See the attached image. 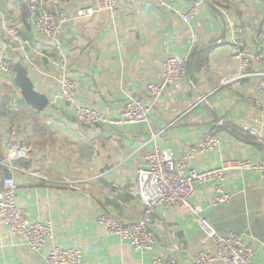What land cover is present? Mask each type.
Returning a JSON list of instances; mask_svg holds the SVG:
<instances>
[{"label": "crops", "instance_id": "crops-1", "mask_svg": "<svg viewBox=\"0 0 264 264\" xmlns=\"http://www.w3.org/2000/svg\"><path fill=\"white\" fill-rule=\"evenodd\" d=\"M25 1L0 0V41L10 46L12 62L21 58L35 89L50 102L43 110L18 105L22 92L14 79L16 71L0 72V190L2 178L13 176L18 205L31 221L51 220L54 237L33 251L0 223V264H47L53 246L81 248L84 264H151L156 256L194 264L192 255L204 247L205 238L190 213L158 209L152 215V250L107 233L98 216L108 212L124 222L141 216L137 168L154 146L172 148L179 156L215 132L220 144L213 151L198 152L191 162L198 170L231 159H264V111L255 104L261 98L258 77L221 83L239 71L228 41L236 29H242L248 52L261 47L264 0H207L190 21L182 14L192 0H120L113 11L72 19L60 43L35 31ZM42 1L56 13L73 14L96 5V0ZM9 25L18 28L21 44L7 33ZM169 56L187 57L188 77L165 88L147 122L81 125L74 117V104L62 98L61 78L69 75L77 81V103L119 119L129 96L147 94V85L162 79ZM261 71L264 64L253 61L249 72ZM145 100L151 104L149 96ZM157 131L161 132L151 139ZM20 148L27 153H18ZM218 184L232 198L212 206ZM194 201L220 233L236 232L250 241L254 264H264L261 174L228 170L223 180L196 185Z\"/></svg>", "mask_w": 264, "mask_h": 264}, {"label": "built area", "instance_id": "built-area-1", "mask_svg": "<svg viewBox=\"0 0 264 264\" xmlns=\"http://www.w3.org/2000/svg\"><path fill=\"white\" fill-rule=\"evenodd\" d=\"M119 2L120 0H96L95 6L80 8L73 14L67 11L56 13L45 7L42 0H26L25 5L27 19L35 31L50 41L60 43L64 27L72 19L89 16L97 11H113ZM205 2L207 0H192L189 9L182 14V19L190 21L196 17ZM169 10L175 9L169 7ZM6 30L13 41L22 43V37L16 26L9 25ZM228 41L232 47L233 57L239 63V71L232 77L224 78L221 83L227 84L237 79L257 76L261 98L257 99L255 104L264 111V71L249 72L253 61L264 64V41L256 52H248L240 28L234 31ZM218 42L223 41L218 40ZM9 48L10 46L0 41V72L6 75L14 73L13 62L8 53ZM187 77V57H167L162 79L158 82H150L147 85V94L129 96L122 107L119 119H110L94 107L77 103V81L69 75L61 78L62 98L74 104V117L81 125L89 126L105 122L144 123L148 120L151 106L158 101L165 88L173 83H181ZM147 96L151 99V104L146 103ZM160 132L152 134L151 139ZM253 133L256 132L253 130ZM219 144L218 135L209 132L179 156L175 155L172 148L154 146L144 154L137 168L138 194L144 206L141 216L133 221L124 222L108 212H102L98 216V222L105 227L107 233L118 235L122 241H128L137 248L152 250L156 242L152 215L162 207L177 208L193 215L204 234V247L192 255L194 264H212L218 260L227 264H254L253 244L236 232L220 233L206 215L204 207L194 201L196 185L223 180L226 171L231 169L249 170L261 174L264 178V159L258 162L250 159H231L223 161L219 167L203 171L191 165L198 152L213 151ZM18 153L25 155L27 150L20 148ZM2 182L4 188L0 190V223L6 225L12 235L23 238L33 251H40L46 242L54 237L53 222L31 221L27 210L17 203L18 183L15 178L6 176L2 178ZM231 198L232 194L226 191L222 184H218L211 205L228 203ZM210 243H213L214 248H211ZM46 262L47 264H84L83 251L78 247L53 246L46 256ZM176 263L175 259L165 260L162 256L154 257L151 262V264Z\"/></svg>", "mask_w": 264, "mask_h": 264}, {"label": "water", "instance_id": "water-1", "mask_svg": "<svg viewBox=\"0 0 264 264\" xmlns=\"http://www.w3.org/2000/svg\"><path fill=\"white\" fill-rule=\"evenodd\" d=\"M13 67L16 71L15 82L22 92V96L16 100L17 104L20 106L31 105L37 110H43L50 102L48 95L35 89L28 69L20 57L13 61Z\"/></svg>", "mask_w": 264, "mask_h": 264}]
</instances>
